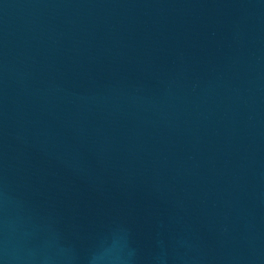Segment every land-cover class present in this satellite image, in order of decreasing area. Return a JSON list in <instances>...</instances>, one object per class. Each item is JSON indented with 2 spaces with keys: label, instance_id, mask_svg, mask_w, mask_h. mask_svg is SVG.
<instances>
[{
  "label": "water",
  "instance_id": "water-1",
  "mask_svg": "<svg viewBox=\"0 0 264 264\" xmlns=\"http://www.w3.org/2000/svg\"><path fill=\"white\" fill-rule=\"evenodd\" d=\"M0 264H264V0H0Z\"/></svg>",
  "mask_w": 264,
  "mask_h": 264
}]
</instances>
